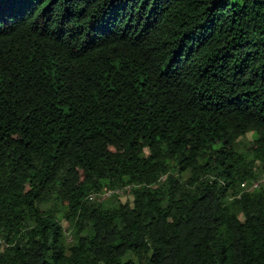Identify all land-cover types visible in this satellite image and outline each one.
<instances>
[{"label": "trees", "instance_id": "16d2710c", "mask_svg": "<svg viewBox=\"0 0 264 264\" xmlns=\"http://www.w3.org/2000/svg\"><path fill=\"white\" fill-rule=\"evenodd\" d=\"M263 174L264 0H0V264H264Z\"/></svg>", "mask_w": 264, "mask_h": 264}, {"label": "built area", "instance_id": "2783aa9c", "mask_svg": "<svg viewBox=\"0 0 264 264\" xmlns=\"http://www.w3.org/2000/svg\"><path fill=\"white\" fill-rule=\"evenodd\" d=\"M264 187V174L261 176V178L254 182L253 185L251 186L250 190H257ZM112 193H108V196H111Z\"/></svg>", "mask_w": 264, "mask_h": 264}, {"label": "rangeland", "instance_id": "374dc122", "mask_svg": "<svg viewBox=\"0 0 264 264\" xmlns=\"http://www.w3.org/2000/svg\"><path fill=\"white\" fill-rule=\"evenodd\" d=\"M250 139H251V135H248L247 138L243 140V142H246V143H247V142L250 141ZM241 219H243V218L241 217ZM63 226H64L65 228H67L68 225H67L66 222H63Z\"/></svg>", "mask_w": 264, "mask_h": 264}, {"label": "snow or ice", "instance_id": "6c2138e0", "mask_svg": "<svg viewBox=\"0 0 264 264\" xmlns=\"http://www.w3.org/2000/svg\"><path fill=\"white\" fill-rule=\"evenodd\" d=\"M98 23H101V24H102V23H103V21H98Z\"/></svg>", "mask_w": 264, "mask_h": 264}]
</instances>
